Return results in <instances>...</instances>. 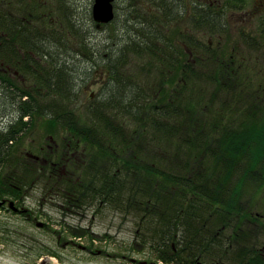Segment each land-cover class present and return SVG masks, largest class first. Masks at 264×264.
<instances>
[{
  "label": "trees",
  "instance_id": "trees-1",
  "mask_svg": "<svg viewBox=\"0 0 264 264\" xmlns=\"http://www.w3.org/2000/svg\"><path fill=\"white\" fill-rule=\"evenodd\" d=\"M218 9L194 7L180 36L126 39L102 58L98 96L81 102L88 72L63 49L72 35L91 59L87 37L72 24L45 32L24 0H0V199L38 186L63 208L108 207L131 217L132 248L156 263L264 264V84L242 54L195 36L227 28ZM40 130L53 144L30 155Z\"/></svg>",
  "mask_w": 264,
  "mask_h": 264
},
{
  "label": "rangeland",
  "instance_id": "rangeland-1",
  "mask_svg": "<svg viewBox=\"0 0 264 264\" xmlns=\"http://www.w3.org/2000/svg\"><path fill=\"white\" fill-rule=\"evenodd\" d=\"M93 1L24 0L32 10L30 16H25L29 24L43 26L45 32L61 29L60 26L67 29V24H72L74 30L87 37L92 50L97 51L91 59L81 53L76 55L78 41L72 35L63 49L65 54L74 57L70 62L72 66L88 72L80 81V84H84V93L79 99L81 102H85L89 95L91 98L98 96L100 84L96 78L104 68L102 58L113 56L126 39L133 37L137 40L138 32L145 33L149 29L157 34L161 31L162 35L168 37L180 36L192 24L188 9L187 15L176 23L158 25V31L150 24L163 23L162 10L159 11L147 0H114V18L98 28L91 14ZM210 1L219 8V21H225L227 28L222 32L194 31L195 36L204 41L210 40L214 46L220 43L228 52L242 54L250 74L261 75L264 84V47L257 45L260 41L257 38L259 22L264 18V0H243L240 7L236 2L231 5L228 0H199V3ZM133 5L136 6L135 10ZM47 20L55 24H49ZM242 32L247 35L242 37ZM248 35L257 39L249 40L246 38ZM249 42L253 45H249ZM33 135L35 140L26 144L30 155H37L40 145L48 148L53 144L52 138L47 137L43 130ZM17 205L20 211L25 212L0 207V264H164L159 260L156 263L154 254L148 249L132 248L134 221L108 207L100 210L87 207L79 212L63 208L54 201L42 198L38 186L26 189ZM37 221L44 225L37 226ZM81 227L85 230L84 235L76 238L71 235V230ZM88 249L102 253L91 254ZM126 254L127 257H124Z\"/></svg>",
  "mask_w": 264,
  "mask_h": 264
},
{
  "label": "flooded vegetation",
  "instance_id": "flooded-vegetation-1",
  "mask_svg": "<svg viewBox=\"0 0 264 264\" xmlns=\"http://www.w3.org/2000/svg\"><path fill=\"white\" fill-rule=\"evenodd\" d=\"M165 1L169 2L170 10L166 11V10L162 9L161 12L164 15V19L162 18L163 23L158 22L157 24H174L177 21H179L180 18L183 17V15H187L188 11H186V10H188V9L190 10V13L188 15L189 18H191V17L197 18L198 17V15H197L198 10L196 11V13H194L193 12L194 7L198 8V9H203V10L206 9L209 12H211V15H212V13L214 12V10L217 6V5L213 4V1H210L209 6H207L208 3H205L206 0H205V2H201V3H199V0H194V1L191 0L190 3H189V0H165ZM223 14H224V12H223ZM213 15H214V13H213ZM152 24H154V23H152ZM5 69L10 72L9 67L5 66ZM14 73L16 74V71ZM5 200L6 201L2 205H0V207L7 209L8 208V203H7L8 199H5ZM15 204H16L15 206H18L17 203H15ZM16 212L24 213L25 211L16 210ZM88 252L91 254H101L102 253V251L101 252L97 251V252H99V253H97L96 250H92V249H88Z\"/></svg>",
  "mask_w": 264,
  "mask_h": 264
},
{
  "label": "water",
  "instance_id": "water-1",
  "mask_svg": "<svg viewBox=\"0 0 264 264\" xmlns=\"http://www.w3.org/2000/svg\"><path fill=\"white\" fill-rule=\"evenodd\" d=\"M114 0H94L91 8L92 18L95 21L96 27H100L103 24L110 22L114 18V8H113ZM6 200L0 199V205H2ZM8 208L13 211L19 210L13 200H7ZM36 225L42 227L44 225L43 222H36ZM134 261V258H131ZM205 264V263H202Z\"/></svg>",
  "mask_w": 264,
  "mask_h": 264
}]
</instances>
